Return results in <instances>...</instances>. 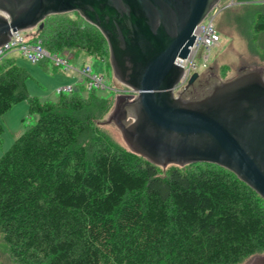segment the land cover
Returning a JSON list of instances; mask_svg holds the SVG:
<instances>
[{
  "label": "trees",
  "instance_id": "1",
  "mask_svg": "<svg viewBox=\"0 0 264 264\" xmlns=\"http://www.w3.org/2000/svg\"><path fill=\"white\" fill-rule=\"evenodd\" d=\"M253 30L264 32V12ZM36 40L50 53H108L77 15L47 17ZM27 77L0 59V117L25 100L37 115L0 156V236L19 264H241L264 254V201L234 174L207 163L162 171L101 132L111 103L95 89L41 102Z\"/></svg>",
  "mask_w": 264,
  "mask_h": 264
},
{
  "label": "water",
  "instance_id": "2",
  "mask_svg": "<svg viewBox=\"0 0 264 264\" xmlns=\"http://www.w3.org/2000/svg\"><path fill=\"white\" fill-rule=\"evenodd\" d=\"M219 0H0V46L11 33L41 28L53 15L77 14L104 37L119 95L107 122L128 150L153 165L221 167L264 201V70L174 96L195 27ZM198 77L193 73L187 83ZM246 264H264V254Z\"/></svg>",
  "mask_w": 264,
  "mask_h": 264
},
{
  "label": "rangeland",
  "instance_id": "3",
  "mask_svg": "<svg viewBox=\"0 0 264 264\" xmlns=\"http://www.w3.org/2000/svg\"><path fill=\"white\" fill-rule=\"evenodd\" d=\"M258 12H264V0H219L209 16L213 19L220 41L209 51L203 48L198 50L194 59L195 73L198 74L196 83L193 84L194 94L190 97L189 92L185 91L186 99L198 97L208 91L212 85L231 80L241 73L264 70V32L253 30L255 15ZM67 15L75 17L77 14L71 12ZM19 34L23 40L32 41L38 35V28L22 31ZM65 54L70 57L67 60L68 65L74 70H63L61 66H55L50 59L32 63L17 49L11 50L6 57L13 59L27 72L25 84L28 95L37 97L41 102L56 101L55 91L60 87L76 86L82 91L85 88L84 79L75 71L82 66L90 67L91 74L102 76L104 88H94L95 93L98 97L107 99L111 105L109 111L101 118L99 129L116 146L127 150L128 147L119 129L113 122L108 123L107 120L119 95L134 94L114 78L109 65V53L106 54L104 62L78 50H68ZM58 55L62 56L61 53ZM181 89H178L179 92L183 91ZM36 119L37 115L29 112L26 100L14 104L0 117L3 129L0 134V156L19 134L35 123ZM191 166L196 164L189 167ZM165 169L166 167H160L162 171ZM251 258H247L241 264H246ZM0 261L3 264H19L13 259L10 248L2 241L1 236Z\"/></svg>",
  "mask_w": 264,
  "mask_h": 264
},
{
  "label": "built area",
  "instance_id": "4",
  "mask_svg": "<svg viewBox=\"0 0 264 264\" xmlns=\"http://www.w3.org/2000/svg\"><path fill=\"white\" fill-rule=\"evenodd\" d=\"M210 13V12H209ZM193 35L196 36L192 46L189 48V53L185 59H177L176 64L183 68L182 76L179 80L178 85L173 89V94L179 92L178 89L184 90L187 86L190 76L195 73L194 59L200 48L206 51L220 41V36L215 30L213 19L209 14L195 27ZM19 50L27 60L32 63H37L43 59H50L55 66H61L63 70H74L68 65V59L70 58L67 54L62 53L59 56L57 53H50L43 46L40 40L34 42L23 40L19 32L11 33L9 41L4 45L0 46V59L13 50ZM206 59V56H204ZM78 75L84 79V87L87 90L94 88H104L103 77L95 74H91L90 67L82 66L78 70H75ZM75 89V86H64L56 89V94L69 93Z\"/></svg>",
  "mask_w": 264,
  "mask_h": 264
},
{
  "label": "flooded vegetation",
  "instance_id": "5",
  "mask_svg": "<svg viewBox=\"0 0 264 264\" xmlns=\"http://www.w3.org/2000/svg\"><path fill=\"white\" fill-rule=\"evenodd\" d=\"M197 80V78L195 79V81ZM193 82V84H195L196 82ZM193 84L192 85H188V86H186L185 88H184V90L183 91H180V92H178V93H176L175 94V96H179L180 98H182V99H186L185 97H184V93H185V91H188L189 92V96L191 97L193 94H194V92H193ZM131 95V94H130ZM202 95V94H201ZM193 97V96H192Z\"/></svg>",
  "mask_w": 264,
  "mask_h": 264
}]
</instances>
